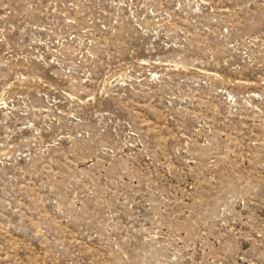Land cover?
<instances>
[{
  "label": "rangeland",
  "instance_id": "1",
  "mask_svg": "<svg viewBox=\"0 0 264 264\" xmlns=\"http://www.w3.org/2000/svg\"><path fill=\"white\" fill-rule=\"evenodd\" d=\"M0 264H264V0H0Z\"/></svg>",
  "mask_w": 264,
  "mask_h": 264
}]
</instances>
